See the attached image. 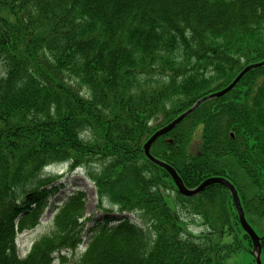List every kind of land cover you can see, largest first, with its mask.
<instances>
[{
	"label": "trees",
	"instance_id": "trees-1",
	"mask_svg": "<svg viewBox=\"0 0 264 264\" xmlns=\"http://www.w3.org/2000/svg\"><path fill=\"white\" fill-rule=\"evenodd\" d=\"M262 61L264 0H0V264H257L264 64L151 146L189 188L231 181L258 244L225 185L182 194L144 144ZM63 162L85 169L103 216L75 186L22 257L19 234L67 185L45 169Z\"/></svg>",
	"mask_w": 264,
	"mask_h": 264
},
{
	"label": "rangeland",
	"instance_id": "rangeland-1",
	"mask_svg": "<svg viewBox=\"0 0 264 264\" xmlns=\"http://www.w3.org/2000/svg\"><path fill=\"white\" fill-rule=\"evenodd\" d=\"M45 172L48 174H54L56 176H61L60 182H64L67 185L65 187H62L59 192L51 199L49 207L46 209L43 218L41 220L40 225H38L36 228L27 230L24 233L19 234L18 236V245L20 248V255L24 257L34 244L36 240H38L41 236L51 232L53 228L52 218L54 215V212L51 210V204H53L54 200L56 198L65 197L67 193H70L73 191L75 186L77 189H81L86 193V199H87V211L86 215L91 216L95 215L96 217L103 216L102 212L98 208V197H97V191L94 182L86 177V171L83 168H78L76 170L72 169L69 165V163H55L50 166H48L45 169ZM172 196H174L172 194ZM173 198V197H172ZM189 228L194 232H200L202 230V226L200 223H190ZM255 254L258 255V251L255 249L253 250ZM261 258V263L263 264L264 258L263 253H259ZM251 261V256L246 251H241L240 253L234 255L230 260V264H249ZM58 264V263H57Z\"/></svg>",
	"mask_w": 264,
	"mask_h": 264
},
{
	"label": "water",
	"instance_id": "water-1",
	"mask_svg": "<svg viewBox=\"0 0 264 264\" xmlns=\"http://www.w3.org/2000/svg\"><path fill=\"white\" fill-rule=\"evenodd\" d=\"M264 64L263 62L260 63H256V64H252L249 65L247 67H245L243 69V71L235 78V80L226 88H224L221 91L212 93L204 98H202L201 100H199L196 105H194L192 108H190L188 111H186L185 113L181 114L179 117H177L176 119H174L171 123H169L168 125H166L164 128L158 130L156 133H154V135H152V137L145 143L144 145V150L146 155L153 160L155 163H157L158 165L162 166L163 168H165L172 176L173 180L175 181L176 185L178 186L179 191L186 195V196H192V195H196L199 192H201L202 190H204L205 188H207L208 186L212 185V184H223L226 187H228V189L231 191L232 195H233V199L234 202L236 204V208L238 210V214H239V218H240V223L243 227V229L250 235V237L253 239L255 244H258L259 241L261 240V237L258 236V234L255 232V230L252 228V226L248 223L246 216H245V212L244 209L242 207L241 204V200L238 194L237 189L235 188V186L227 179L223 178V177H210L208 179H206L205 181H203L199 186H197L196 188H188L182 181L181 177L179 176L178 172L170 165L160 161L159 159L155 158L152 154H151V146L152 144L156 141V139L161 136L162 134L167 133L168 131L172 130L178 123H180L186 116H188V114H190L192 111H194L203 101H205L206 99L210 98V97H214V96H222L225 93L229 92L231 89H233L235 87V85L239 82V80L243 77V75L245 73H247L250 69L255 68V67H259L261 65ZM258 264H262L261 263V258L260 256L258 257Z\"/></svg>",
	"mask_w": 264,
	"mask_h": 264
}]
</instances>
